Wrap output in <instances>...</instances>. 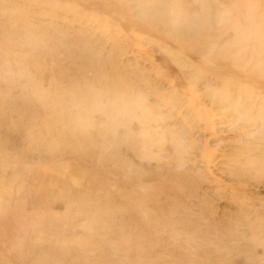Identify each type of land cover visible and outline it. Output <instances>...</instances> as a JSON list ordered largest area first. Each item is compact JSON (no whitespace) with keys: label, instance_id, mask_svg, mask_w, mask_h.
<instances>
[{"label":"rangeland","instance_id":"374dc122","mask_svg":"<svg viewBox=\"0 0 264 264\" xmlns=\"http://www.w3.org/2000/svg\"><path fill=\"white\" fill-rule=\"evenodd\" d=\"M263 18L0 0V264H264Z\"/></svg>","mask_w":264,"mask_h":264},{"label":"bare ground","instance_id":"6f19581e","mask_svg":"<svg viewBox=\"0 0 264 264\" xmlns=\"http://www.w3.org/2000/svg\"><path fill=\"white\" fill-rule=\"evenodd\" d=\"M181 14H182V12L176 13L173 16H170V19H171V21H176L174 24H176L177 28L185 30V29L188 28V25L186 24V20H184V18L181 17ZM165 15H167V14H165ZM231 16H232V19H233L234 15L228 14V17L226 19H224L225 20L224 23L228 24L229 28H235L237 30V32L240 34V36H239V34L237 35L238 38L236 39V42H241L242 43L244 41V39H242L241 36L242 37H244V36L246 37L245 33H248L250 31V29L247 28L246 24L249 25L250 27H252V22L250 21V19H248V20L243 19V20H240V21H239V19L238 20L236 19L235 21H233L231 19ZM164 18H166V17H164ZM259 24H260V28H262V30H256L257 31L256 37L253 38L254 43L257 44V45L264 43V36L262 35V33L264 32V18L261 20V22ZM182 30H180V31H182Z\"/></svg>","mask_w":264,"mask_h":264}]
</instances>
